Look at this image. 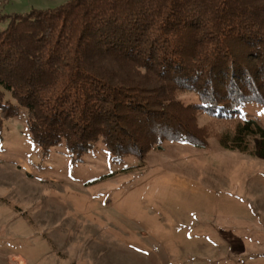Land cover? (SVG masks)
Here are the masks:
<instances>
[{
    "label": "trees",
    "instance_id": "1",
    "mask_svg": "<svg viewBox=\"0 0 264 264\" xmlns=\"http://www.w3.org/2000/svg\"><path fill=\"white\" fill-rule=\"evenodd\" d=\"M5 21L0 130L25 112L46 153L64 144L76 163L103 144L145 160L166 142L208 147L207 115L236 121L223 148L264 157V127L243 116L264 108V0H67Z\"/></svg>",
    "mask_w": 264,
    "mask_h": 264
},
{
    "label": "rangeland",
    "instance_id": "2",
    "mask_svg": "<svg viewBox=\"0 0 264 264\" xmlns=\"http://www.w3.org/2000/svg\"><path fill=\"white\" fill-rule=\"evenodd\" d=\"M66 2L0 0V18ZM6 101L16 104L10 94ZM243 116L264 127L262 106ZM198 123L206 148L166 142L140 160L116 159L98 144L75 163L64 144L46 153L31 139L25 112L8 121L0 130V264H264V157L223 148L236 121L201 115Z\"/></svg>",
    "mask_w": 264,
    "mask_h": 264
},
{
    "label": "bare ground",
    "instance_id": "3",
    "mask_svg": "<svg viewBox=\"0 0 264 264\" xmlns=\"http://www.w3.org/2000/svg\"><path fill=\"white\" fill-rule=\"evenodd\" d=\"M21 264H25L23 261H22V263Z\"/></svg>",
    "mask_w": 264,
    "mask_h": 264
}]
</instances>
